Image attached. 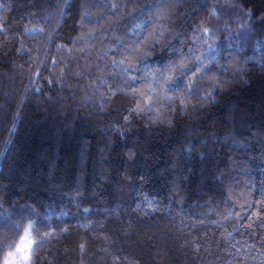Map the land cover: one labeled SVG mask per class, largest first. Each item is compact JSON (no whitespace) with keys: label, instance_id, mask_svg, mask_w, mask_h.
<instances>
[{"label":"trees","instance_id":"16d2710c","mask_svg":"<svg viewBox=\"0 0 264 264\" xmlns=\"http://www.w3.org/2000/svg\"><path fill=\"white\" fill-rule=\"evenodd\" d=\"M200 3L0 0L5 252L27 217L56 233L33 264H264V0ZM202 21L213 33L199 46ZM137 24L163 33L151 68L175 58L169 45L211 44L209 75L227 83L204 99L205 80L186 110L165 100L158 118L133 112L112 61Z\"/></svg>","mask_w":264,"mask_h":264},{"label":"snow or ice","instance_id":"6c2138e0","mask_svg":"<svg viewBox=\"0 0 264 264\" xmlns=\"http://www.w3.org/2000/svg\"><path fill=\"white\" fill-rule=\"evenodd\" d=\"M160 2L161 0H157V5ZM206 2L207 0H201L199 7H206ZM110 7L112 10H115L119 5L113 3ZM132 11L136 12L137 10L133 9ZM245 14L250 15V12ZM89 15V12H85L82 19L87 18ZM208 16L217 17L215 7L208 13ZM99 22L98 20L97 23ZM205 23L202 21L195 29L199 34L194 36L193 40L199 46L206 44L207 40L211 39V34L213 33V29L205 26ZM245 27L246 25H241V29ZM134 29H140V31H135ZM134 29H129L133 37L130 43L118 41L120 47L127 54L123 59L112 61L114 66L120 68V72L130 85V94L136 98V106L132 110L133 112L156 111L158 118L159 112L156 106L165 100L168 102L179 100L184 110H186L191 100L199 95L197 90L205 80L210 81V87L204 93L202 97L204 99L211 98L212 92L215 89L220 88L223 83H227V81H221L209 75L217 63L215 55L217 49H215L214 45H207L206 52L209 54L201 53L200 55L194 54L193 48H189L188 53L185 54L181 48L169 45L168 49L171 50L175 58H170L155 68H151L147 63V59L155 51L156 45L160 43L163 33L154 30L151 33L142 34L145 32V29L140 24L135 25ZM89 33L93 34L92 30H89ZM181 43L183 44L184 41H181ZM104 54L106 55L107 53L105 52ZM53 62L55 63V61ZM227 70V68L223 69V71ZM217 71L221 75L223 74L220 69H217ZM36 74L39 75V73ZM137 82H141L143 86H131ZM36 90L39 91V89ZM120 91L123 90L121 89ZM177 93L180 95H176ZM108 94L112 95L114 93L109 89ZM14 130V127L10 129L9 134L11 135ZM21 220V223L12 226L14 236L17 239L7 244L8 250L6 252L4 251L5 245L3 241L7 237H0V264H33V256L36 249L41 246L45 239L51 238L56 234L54 231H49L41 235L40 227H38L40 224L39 220H31L27 217H22ZM2 227L3 224L0 223V228ZM62 231H67V229ZM33 234H35V237ZM80 247L83 250L84 245L82 244Z\"/></svg>","mask_w":264,"mask_h":264}]
</instances>
